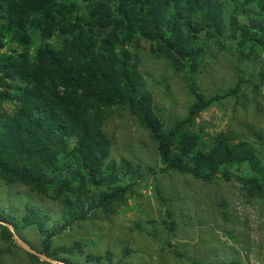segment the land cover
Listing matches in <instances>:
<instances>
[{
	"label": "trees",
	"instance_id": "16d2710c",
	"mask_svg": "<svg viewBox=\"0 0 264 264\" xmlns=\"http://www.w3.org/2000/svg\"><path fill=\"white\" fill-rule=\"evenodd\" d=\"M255 2L0 0V50L5 36L20 48L18 53H0V179L39 196H48L52 188L61 206V223L50 228L49 215L32 205L26 206L21 225L0 213L2 239L13 240L8 225L18 236L19 229L33 226L41 239L40 253L53 258L52 243L63 231L98 211L108 217L124 204L133 184L122 185L120 180L135 171L127 161H107L111 143L102 129L116 107L127 109L155 141L160 172L229 182L247 166L250 174L237 178L240 189L264 201V164L252 145L233 143L220 132L204 149L193 128L202 112L237 97L244 82L239 79L209 98L190 83L193 103L183 119L166 128L126 48L141 37L153 54L190 78L199 71L209 44L223 48L225 37L235 42L241 59H249L264 50V3L250 16L248 7ZM31 29L43 42L34 55L29 52ZM55 35L63 37L59 48L46 42ZM7 102L16 104L12 112L3 109ZM74 246L64 252L71 254L79 245ZM94 259L99 260L86 257Z\"/></svg>",
	"mask_w": 264,
	"mask_h": 264
},
{
	"label": "rangeland",
	"instance_id": "374dc122",
	"mask_svg": "<svg viewBox=\"0 0 264 264\" xmlns=\"http://www.w3.org/2000/svg\"><path fill=\"white\" fill-rule=\"evenodd\" d=\"M263 3L256 0L250 5L249 15L258 13ZM29 35L33 42L29 52L34 55L43 42L36 30L31 29ZM62 39L55 35L46 42L59 48ZM2 42L0 53L20 51L9 36ZM126 48L138 63L166 128L183 119L193 103L190 83L209 98L242 80L237 97L202 112L193 128L204 149L224 132L233 143H250L264 164V80L260 81L264 50L243 60L235 42L225 37L223 48L209 44L199 71L190 78L186 71H176L163 56L153 54L150 43L141 37ZM15 106L7 102L3 109L12 112ZM102 129L111 143L107 161L120 164L124 160L134 168L132 177L127 174L120 180L122 185L133 184V192L108 217L98 211L58 235L52 243L53 259H66L70 264H264V201L247 197L237 182L238 177L250 174L247 166L229 182L207 183L186 174L162 173L155 141L127 109L116 107ZM72 145L73 141L70 148ZM54 197L52 188L48 196H39L0 179V213L14 217L20 225L26 206L32 205L49 215L46 227L59 226L61 206ZM18 233L40 253L41 239L35 227L21 228ZM75 244L79 246L71 254L64 252ZM0 251V264H49L37 256L38 261L32 260L17 240L6 242L1 233ZM87 255L99 260L87 261Z\"/></svg>",
	"mask_w": 264,
	"mask_h": 264
},
{
	"label": "water",
	"instance_id": "95a60500",
	"mask_svg": "<svg viewBox=\"0 0 264 264\" xmlns=\"http://www.w3.org/2000/svg\"><path fill=\"white\" fill-rule=\"evenodd\" d=\"M0 224H3L2 222H0ZM8 229L10 230V232L13 234V238L15 240H17L19 246L25 250L26 252L33 254L35 256H37L38 258H40L41 260L49 263V264H65L64 262L58 261L56 259H53L51 257H47L46 255L42 254V253H38L36 252L34 249H32L29 245H27L14 231L13 227L11 225H8Z\"/></svg>",
	"mask_w": 264,
	"mask_h": 264
}]
</instances>
